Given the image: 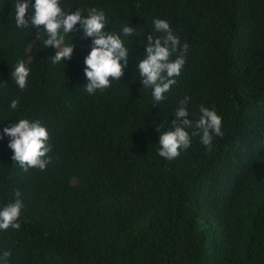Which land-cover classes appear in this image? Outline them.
I'll return each mask as SVG.
<instances>
[{
  "label": "trees",
  "instance_id": "1",
  "mask_svg": "<svg viewBox=\"0 0 264 264\" xmlns=\"http://www.w3.org/2000/svg\"><path fill=\"white\" fill-rule=\"evenodd\" d=\"M22 2L28 28L16 26L15 0H0V133L39 121L51 162L25 171L10 138L0 140V211L17 192L23 202L21 228L0 230V264H264V0H60L65 13L102 11L105 31L129 50L124 77L93 95L84 72L92 38L78 24L65 37L72 58L54 64L57 50L36 40L43 26L30 23L35 0ZM156 19L189 45L159 103L138 73L147 37L163 35ZM21 61L23 91L11 77ZM185 97L190 136L201 105L222 118L224 135L213 134L211 151L192 136L168 160L159 137L175 130Z\"/></svg>",
  "mask_w": 264,
  "mask_h": 264
},
{
  "label": "clouds",
  "instance_id": "2",
  "mask_svg": "<svg viewBox=\"0 0 264 264\" xmlns=\"http://www.w3.org/2000/svg\"><path fill=\"white\" fill-rule=\"evenodd\" d=\"M35 14L30 23L37 28L43 26L44 31L37 34L36 40L41 41L45 48L54 47L57 51L52 58L54 64L63 62L65 58L71 59L75 49V44L65 46V37L77 31L76 26H82L83 38H92L91 51L85 58L86 65L84 72L89 83L85 86L88 94L93 95L97 90H106L111 86L112 80L120 81L124 77V69L128 66L129 50L121 35L105 31L106 17L102 11L95 9L87 17L82 16L80 10L69 14L60 7V0H35ZM15 21L18 28H28L29 20L26 14L29 10V3L22 0H15ZM155 30L162 33L159 38L152 35L147 37L146 58L142 59L138 65V73L143 84V88H151L155 102L165 100L173 85L177 83L181 70L186 63V55L189 45L185 43L180 47V39L173 34L167 21L154 20ZM133 27L124 26L122 34L124 37L132 36ZM47 39H44V36ZM129 43H131L129 41ZM176 54V59L170 57ZM123 61V63H121ZM30 69L21 61L16 65L11 77L21 91L28 85ZM189 98L185 97L176 113L177 120L173 122L174 131L169 130L160 134L158 155L168 160L180 156L181 150H186L191 146V137L200 136L201 143L211 151L213 134L222 137V118L213 109L201 105L200 117L195 123V131L190 133L185 131V127L192 129V120L183 119L189 116L185 105ZM19 100H12L11 108L17 109ZM17 124L3 129L0 133V140L5 136L10 138L8 147L13 150L12 159L28 171L29 167L45 170L51 162L48 153L51 151L47 142L49 133L39 121L30 122L27 119H20ZM17 199L14 203L8 204L0 211V230L9 228L19 230L21 228L20 218L23 202ZM5 260L11 256L10 251L3 253Z\"/></svg>",
  "mask_w": 264,
  "mask_h": 264
}]
</instances>
